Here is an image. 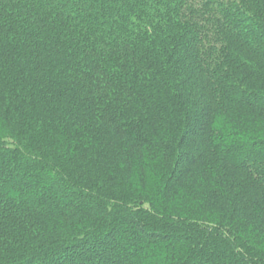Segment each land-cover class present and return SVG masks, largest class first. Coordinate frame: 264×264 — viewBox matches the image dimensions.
Instances as JSON below:
<instances>
[{"label":"trees","instance_id":"1","mask_svg":"<svg viewBox=\"0 0 264 264\" xmlns=\"http://www.w3.org/2000/svg\"><path fill=\"white\" fill-rule=\"evenodd\" d=\"M0 264H264V0H0Z\"/></svg>","mask_w":264,"mask_h":264}]
</instances>
